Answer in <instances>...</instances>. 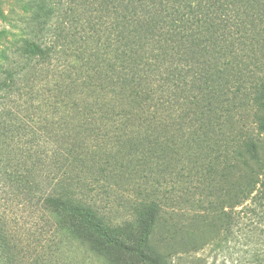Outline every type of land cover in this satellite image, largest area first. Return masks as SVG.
<instances>
[{
  "label": "trees",
  "instance_id": "1",
  "mask_svg": "<svg viewBox=\"0 0 264 264\" xmlns=\"http://www.w3.org/2000/svg\"><path fill=\"white\" fill-rule=\"evenodd\" d=\"M42 10L69 25L50 47L28 43L29 59L72 38L81 66L62 70L58 102L79 77L94 96L70 107L47 165L29 155V189L65 240L110 264H167L198 223L228 226L245 201L264 203V0H47ZM126 181L137 198L115 226L99 195L123 194Z\"/></svg>",
  "mask_w": 264,
  "mask_h": 264
},
{
  "label": "rangeland",
  "instance_id": "2",
  "mask_svg": "<svg viewBox=\"0 0 264 264\" xmlns=\"http://www.w3.org/2000/svg\"><path fill=\"white\" fill-rule=\"evenodd\" d=\"M46 1L0 0V264H110L75 240H65L52 216L42 209V202L36 204L38 192L29 189L28 170L34 161L29 155H38L47 165L58 142L57 134L61 135L63 124L71 121L70 107L74 102H91L94 97L90 86L82 85L84 79L79 77L74 91L68 94L71 101L58 102V83H64L62 70L81 66L72 38L68 49L54 47L47 61L29 59L28 43L42 41L50 47L53 36H65L63 28L69 25L68 16L64 18L56 11L48 18L42 10ZM46 20V28L41 29ZM69 41L61 38L59 43L68 46ZM89 52L97 59L94 50ZM124 184L123 194L116 186L107 189L108 204L104 202L107 195L100 190L101 209L105 208L115 226L129 219L137 198L133 196L134 182ZM166 196L170 199L172 194ZM263 204L251 198L245 201L234 209V220L228 226L218 223L213 229L198 223L197 239H184L167 250V264H264ZM192 213L185 211L181 219L186 221Z\"/></svg>",
  "mask_w": 264,
  "mask_h": 264
}]
</instances>
